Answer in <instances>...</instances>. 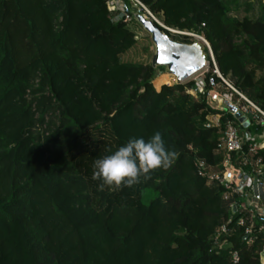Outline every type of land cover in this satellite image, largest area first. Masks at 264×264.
Masks as SVG:
<instances>
[{
    "label": "trees",
    "instance_id": "16d2710c",
    "mask_svg": "<svg viewBox=\"0 0 264 264\" xmlns=\"http://www.w3.org/2000/svg\"><path fill=\"white\" fill-rule=\"evenodd\" d=\"M140 1L204 35L222 74L264 108V15L232 16L238 0ZM130 23L108 0H0V264H261L243 227L214 247L234 216L196 165L224 159L206 125L215 110L190 81L155 86L165 68ZM206 78L220 82L213 69ZM79 87L80 106L66 103ZM157 131L171 166L98 190L94 161Z\"/></svg>",
    "mask_w": 264,
    "mask_h": 264
},
{
    "label": "built area",
    "instance_id": "2783aa9c",
    "mask_svg": "<svg viewBox=\"0 0 264 264\" xmlns=\"http://www.w3.org/2000/svg\"><path fill=\"white\" fill-rule=\"evenodd\" d=\"M136 2L140 8L151 12L140 0ZM108 7L111 11L123 13L126 20L130 21L134 18L124 0H108ZM151 14L171 33L187 37L191 42L197 40L203 43L209 55L206 67L185 82H191L186 91L194 98L199 99L202 95H206L208 103L215 110L207 115L206 125L219 128L221 132L216 151L224 155L223 161L212 164L198 158L196 165L209 184H214L223 190V199L230 208L236 207L234 216L215 229L212 235L214 247L224 248L229 242L228 237L237 228L243 227L247 237L244 239L248 244L261 242L259 254L262 261L264 259V108L239 90L230 77L222 74L211 44L204 35L188 29L168 27L164 22H160L153 12ZM212 69L220 82L216 83L212 78L209 85L206 76ZM225 117L226 121H223ZM238 258V253L234 252L233 260L237 261Z\"/></svg>",
    "mask_w": 264,
    "mask_h": 264
},
{
    "label": "clouds",
    "instance_id": "9594fccd",
    "mask_svg": "<svg viewBox=\"0 0 264 264\" xmlns=\"http://www.w3.org/2000/svg\"><path fill=\"white\" fill-rule=\"evenodd\" d=\"M176 153L165 147L162 134L157 131L147 141L132 138L109 155L98 158L93 163V180L101 181L98 190L132 187L151 179L150 173L158 168L167 169L174 161ZM261 264H264L262 259Z\"/></svg>",
    "mask_w": 264,
    "mask_h": 264
},
{
    "label": "water",
    "instance_id": "95a60500",
    "mask_svg": "<svg viewBox=\"0 0 264 264\" xmlns=\"http://www.w3.org/2000/svg\"><path fill=\"white\" fill-rule=\"evenodd\" d=\"M130 11L151 37L154 44L152 64L155 68L165 67L166 72L175 76L177 82H185L206 67L207 53L203 43L197 40L191 43L175 40L162 29V25L151 12L137 5ZM235 211L236 207H233L232 212Z\"/></svg>",
    "mask_w": 264,
    "mask_h": 264
},
{
    "label": "rangeland",
    "instance_id": "374dc122",
    "mask_svg": "<svg viewBox=\"0 0 264 264\" xmlns=\"http://www.w3.org/2000/svg\"><path fill=\"white\" fill-rule=\"evenodd\" d=\"M124 2L127 5H129L130 9H132V7L134 5L139 6V4L136 2V0H129V1H124ZM237 2L239 5V10L233 11L231 13L232 16H235V17L241 19L242 17H244L246 15L251 16V17H259L261 15H264V0H238ZM154 16L160 22L163 23V16L161 13L154 14ZM133 20H130L131 21L130 27L137 33V35L140 37L148 35L147 32L145 31V29L134 18H133ZM205 51H206V48H205ZM206 53H207V51H206ZM207 59L209 61V55L208 54H207ZM209 68H211L210 65H209ZM162 76H170L172 78V80H170V82H168V83L167 82H160L159 83L158 79ZM176 82H177L176 77L167 73L166 69H165L164 73L161 72L158 74L157 79L154 81V84L157 88H159L164 83L168 84V85H172ZM82 90H83V88L79 87L78 91L75 92L74 96H73V94H68L66 92H62V97L66 103L71 104V105H75V106H80L76 101V97L78 98L79 94H77V93L82 91Z\"/></svg>",
    "mask_w": 264,
    "mask_h": 264
}]
</instances>
